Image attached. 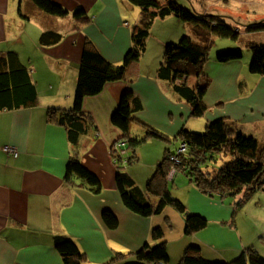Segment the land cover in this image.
I'll return each instance as SVG.
<instances>
[{"label": "crops", "instance_id": "crops-1", "mask_svg": "<svg viewBox=\"0 0 264 264\" xmlns=\"http://www.w3.org/2000/svg\"><path fill=\"white\" fill-rule=\"evenodd\" d=\"M54 1L70 13L58 17L36 11L31 0H0V57L15 51L31 72L38 92V101L33 106L0 110V264H62V256L54 245L57 235L67 236L76 243L84 254V264H128L136 260L135 252L146 244H154L155 226L166 227L163 215L156 220L154 216H140L125 207L117 188L119 165L109 151L123 136L112 123L122 94L131 90L143 104L135 112L136 118L171 138L184 128L200 130L209 122L226 118L264 143V76L250 72L249 53L242 60L218 61L216 52L233 45L222 42L203 65V73L210 78L203 96L206 109L201 117H193L190 103L158 72L166 43L178 41L183 33L191 35L192 26L173 15L156 18L147 48L139 61L129 65L127 78L108 82L99 94L88 96L83 102V110L92 117L93 124L79 139L80 158L99 176L101 193L71 187L65 174L72 144L67 128L49 117V108L73 107L87 38L106 59L115 64L122 62L132 46V31L141 19V10L128 0ZM212 3L206 7H213ZM23 4L27 11L23 10ZM77 7L87 11L88 22L75 20L72 12ZM33 12L42 15L37 17ZM155 28L157 33L152 35ZM45 31L59 32L63 38L55 45L43 46L39 38ZM140 124L133 125L137 135L145 132ZM163 142L165 149L176 146ZM6 146L14 148L17 154L6 151ZM143 148L144 145L138 148V158L133 162L136 165L127 167L126 173L145 190L142 181L148 182L160 160L152 162L151 149L145 160ZM124 152V157L130 156L126 149ZM121 164L128 166L126 158ZM189 187L188 210L213 217V223L187 236L181 228L185 218L183 221L178 218L176 229L173 227L175 232L167 242L168 264H178L191 244L200 245L208 259H217L218 251H224L222 259L227 261L255 245L247 234L230 227V203L222 199L219 202L217 197L201 192L193 184ZM104 210L118 216L117 228L106 226L102 218ZM172 211L169 207L164 212L174 224ZM257 252L264 256V246Z\"/></svg>", "mask_w": 264, "mask_h": 264}, {"label": "trees", "instance_id": "trees-1", "mask_svg": "<svg viewBox=\"0 0 264 264\" xmlns=\"http://www.w3.org/2000/svg\"><path fill=\"white\" fill-rule=\"evenodd\" d=\"M141 10V19L133 27L132 46L119 64L106 59L97 46L90 39H86L78 68L75 90V101L72 108L61 110L49 108V117L67 128L68 138L72 144V154L66 165L65 179L71 187L85 188L95 194H100L102 184L99 176L83 164L80 158L81 135L92 127V117L83 110V101L88 96L99 94L108 82L125 80L127 69L132 62L139 61L147 48V39L156 18L169 15L176 16L182 22L192 26L191 35H183L179 41L166 43L163 61L159 67V76L168 79L174 90L192 107L191 115L201 117L206 109L203 96L210 85V78L203 73V65L208 59L212 45L221 39H238L240 28L228 21L233 16L221 13H196L184 7L177 0H128ZM42 12L58 17L67 16L70 11L54 0H31ZM22 13V8L19 7ZM73 17L80 23L88 22L90 16L83 7H77L72 12ZM242 25L247 32L264 31V19ZM63 35L55 31H45L40 35L39 43L50 46L59 43ZM223 48L216 52V59L220 62L240 60L243 57L241 48ZM251 50L249 70L254 74L264 76V44L248 41ZM228 48V49H227ZM196 78L199 82L191 85ZM38 101V92L31 72L19 59L18 54L11 50L0 57V110L33 106ZM143 108L142 102L134 96L131 90L122 94L118 108L112 115V123L122 131L121 140L114 145L112 155L116 158L119 170L116 183L121 200L125 207L132 212L149 217L161 213L168 205L173 206L184 214L185 233L193 235L208 224V219L200 214H191L185 204L170 190L168 180H174L177 171L187 170L195 187L209 196L221 199L226 196L236 198L245 190L235 207H241L245 200L259 188L264 189V143L255 136L244 133L234 122L226 118L209 122L205 130L182 129L177 137H169L153 126L141 122L135 112ZM141 123L145 132L142 135L133 134L134 123ZM148 138H156L175 147L165 149L163 159L157 165L154 174L142 190L134 179L121 170L122 160L126 158L131 164L137 160L138 148ZM185 142L187 149L180 153L179 162L173 159L181 142ZM118 143H122L120 148ZM126 146V148H124ZM120 149H126L130 156L121 155ZM217 154H223V163L213 172L203 170L208 161L216 159ZM121 164V165H120ZM172 168L174 174L170 179ZM255 182V184H254ZM157 197V202L153 199ZM237 207V208H238ZM236 211V210H235ZM234 211V212H235ZM108 228L114 229L119 225L118 216L111 210H104L102 214ZM234 219H231V223ZM230 223V225H231ZM154 239H162L163 228L153 229ZM54 245L62 256V264H84V254L76 243L67 236L57 235ZM136 260L130 264H168L170 254L166 241L158 240L155 246L146 244L134 253ZM109 264V263H107ZM129 264V263H128ZM178 264H264V256L252 247L243 250L234 259L210 260L203 256L201 246L191 244L184 250Z\"/></svg>", "mask_w": 264, "mask_h": 264}, {"label": "rangeland", "instance_id": "rangeland-1", "mask_svg": "<svg viewBox=\"0 0 264 264\" xmlns=\"http://www.w3.org/2000/svg\"><path fill=\"white\" fill-rule=\"evenodd\" d=\"M177 1H179L181 4H183V6L185 5L184 7H188L189 9H191L192 11H194L196 13L203 14L204 11L205 12L207 11L206 13H208V14L221 13L223 15L226 14L229 16H233L232 19L227 18V20L229 22L233 21V20L234 21L236 20L239 22V23L232 22L234 25H237V27L240 28V35H239L238 39L234 40V39H230V38H219V39H221L219 41H223V42L228 41V42L233 43L232 46H235L234 48H241L243 50V57L241 58V60L244 58V56H246V53H249L250 55H252L250 48L247 47L248 41H254L257 43L264 44V31L246 32V28L242 25V23L246 24V23H250V22H258V21H262V19H264V0H261L262 1V2H260L261 4H258V2L256 0H177ZM210 3L213 4V7H210V8L206 7L207 4H210ZM22 8L24 11H27L25 4H23ZM33 9H36V11H39V12L44 14V12H42L40 9H38L35 5H34ZM137 9H139V7H137ZM28 10H29V8H28ZM32 14H34V15L36 14L35 16H37V17L42 15V14H38V13H34V12ZM37 22H39V21H37ZM157 23H159V22H157ZM157 27H159V26H157ZM157 29L158 28H155V32L152 31V35L157 33ZM183 35H188V34L183 33L181 36L179 35L180 37H179L178 41L180 40V38ZM154 39L155 38L153 37L152 41H154ZM217 41H215V43L212 45L210 52L214 53V52H216L217 48H220L222 42H217ZM221 48H223V47H221ZM229 48H233V47H229ZM222 50H224V49H222ZM199 79H201V78H198L197 83L199 82ZM204 130H205V128L200 129V131H197V132H202ZM132 133L138 134V132L134 131V129L132 130ZM115 143L111 146V149L109 151L112 158H113V161H114V156L112 155V153H113ZM146 143H149V144H146ZM163 143L164 142L162 140H154L153 138L147 139L146 142H144L140 146V149H141V147L144 145L143 153H144L145 160H148L149 152H150L149 149H151V151H152V153H151L152 154V162L155 163L158 159L161 161L163 159V153L165 151L164 150L165 148L163 147ZM157 150H158V153H157ZM119 151L123 152V150H119ZM155 152H156V155H155ZM223 157H224L223 154H217L216 159L213 161H208V163L206 165H204L205 167L203 170H208V171L213 172L214 168H219L221 166V164L223 163ZM155 158H156V160H155ZM158 162L156 163L155 166L158 165ZM134 165H136V164H134V163L129 164L128 163V166L121 167V170L123 172H126L127 167L134 166ZM168 181L170 182L169 186H171L170 190H171L172 194L174 196H176L177 198H179L185 204L186 209H187L186 211L188 213H191V214H197V213L190 212L188 210V207H187V204H190V193H188V189H191V187H189V184H193V181L190 179V177L187 173V170L185 171V170H182L180 168V170L177 171V174H176L174 180H168ZM142 182H144V186L146 188L147 179L145 181H142ZM244 194H245V190L242 193L238 194V196L236 198H234L233 196H226L225 198L222 199V201L230 203V206H231V211H230L231 216L230 217H231V219H234V222L231 223L230 227L237 228L238 231L242 235H243V233L245 235L247 234L248 238L251 241V244H253L252 242H255L254 246L251 245L249 247H252L253 249L258 251V248L260 249V248H263V246H264V189L259 188L258 190H256V192L251 194L245 200V202L243 203V205L241 207H238V206H237L238 208L235 207L236 206L235 203L240 198H243ZM214 197H217V196H214ZM216 199L219 202H221V198L217 197ZM157 200H158L157 197H155L153 199L154 202H157ZM169 207H170V209L172 208L174 210V211H172L173 212L172 217L174 219V224H173L172 219L169 216V214L167 212H164L165 208L169 209ZM165 208L161 213L154 214L152 216H154L155 219L158 220L163 215V222H164L166 228L163 229V232H164L163 238L158 239V240L166 241V244H167L169 236H171V234L175 232L173 230L176 229V227H177V224L179 221L178 218H180V221H183L184 214L179 212L176 208H174L171 205H168ZM206 218L208 219V224L213 223V220H212L213 217L206 216ZM208 224H207V226H209ZM157 226H161V225H157ZM173 227H174V229H173ZM181 228H183V231H184L185 222H184V227L181 224ZM184 233H185V231H184ZM187 236H191V235H187ZM154 240H155V242L152 246H155V244H157V242H158V240H156V239H154ZM218 253L220 256L216 257L217 260H225V259H222V258H225L224 257L225 252L224 251H218ZM230 258L233 259L235 257H230ZM210 260H212V259H210ZM214 260H216V259H214Z\"/></svg>", "mask_w": 264, "mask_h": 264}, {"label": "built area", "instance_id": "built-area-1", "mask_svg": "<svg viewBox=\"0 0 264 264\" xmlns=\"http://www.w3.org/2000/svg\"><path fill=\"white\" fill-rule=\"evenodd\" d=\"M120 145H122V143H118V144H117V147L120 148ZM186 149H187V145H186V143H185L184 141L181 142L179 148L177 149L176 155L173 156V159H174L176 162H179V155H180V153L184 152ZM5 150L8 151V152H13V153L17 154L16 150H15L14 148L10 147V146H6V147H5ZM120 150H122V149H120ZM123 152H124V150H123ZM123 152H120L121 155H124L125 152H124V153H123ZM114 161L116 162V158H114ZM174 171H175V168H172V170H171V174H170V179L172 178V176H173V174H174ZM159 264H163V263H159Z\"/></svg>", "mask_w": 264, "mask_h": 264}, {"label": "water", "instance_id": "water-1", "mask_svg": "<svg viewBox=\"0 0 264 264\" xmlns=\"http://www.w3.org/2000/svg\"><path fill=\"white\" fill-rule=\"evenodd\" d=\"M263 182H264V179H263ZM254 184H255V182H254Z\"/></svg>", "mask_w": 264, "mask_h": 264}, {"label": "bare ground", "instance_id": "bare-ground-1", "mask_svg": "<svg viewBox=\"0 0 264 264\" xmlns=\"http://www.w3.org/2000/svg\"><path fill=\"white\" fill-rule=\"evenodd\" d=\"M206 12H204V14H205Z\"/></svg>", "mask_w": 264, "mask_h": 264}]
</instances>
